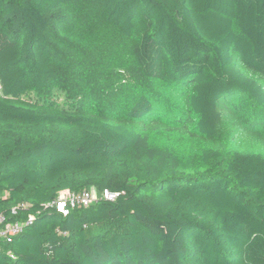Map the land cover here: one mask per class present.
Instances as JSON below:
<instances>
[{
	"label": "trees",
	"instance_id": "16d2710c",
	"mask_svg": "<svg viewBox=\"0 0 264 264\" xmlns=\"http://www.w3.org/2000/svg\"><path fill=\"white\" fill-rule=\"evenodd\" d=\"M1 214L0 264H264V0H0Z\"/></svg>",
	"mask_w": 264,
	"mask_h": 264
},
{
	"label": "built area",
	"instance_id": "2783aa9c",
	"mask_svg": "<svg viewBox=\"0 0 264 264\" xmlns=\"http://www.w3.org/2000/svg\"><path fill=\"white\" fill-rule=\"evenodd\" d=\"M119 192H113L109 189H105L102 193V197L106 200H116L119 197ZM97 194L93 191L84 190L82 192H72L70 190H64L60 192L58 198L49 203L48 206H56V209L63 215H69L72 208L77 206H89L97 200ZM34 217L31 216L27 223H6V216L0 215V239L12 240L14 236L23 232L26 225L32 224Z\"/></svg>",
	"mask_w": 264,
	"mask_h": 264
}]
</instances>
